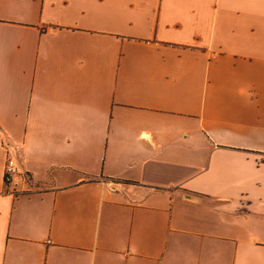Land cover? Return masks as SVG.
Segmentation results:
<instances>
[{
    "label": "crops",
    "instance_id": "1",
    "mask_svg": "<svg viewBox=\"0 0 264 264\" xmlns=\"http://www.w3.org/2000/svg\"><path fill=\"white\" fill-rule=\"evenodd\" d=\"M0 264H264V0H0Z\"/></svg>",
    "mask_w": 264,
    "mask_h": 264
},
{
    "label": "built area",
    "instance_id": "2",
    "mask_svg": "<svg viewBox=\"0 0 264 264\" xmlns=\"http://www.w3.org/2000/svg\"><path fill=\"white\" fill-rule=\"evenodd\" d=\"M6 153H7V160L5 166V181L6 184L9 185L13 181L15 176L21 174V170L16 158L13 156L11 152V149L6 147Z\"/></svg>",
    "mask_w": 264,
    "mask_h": 264
}]
</instances>
